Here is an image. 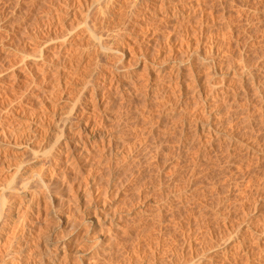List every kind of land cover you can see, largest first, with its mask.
<instances>
[{
	"label": "rangeland",
	"instance_id": "374dc122",
	"mask_svg": "<svg viewBox=\"0 0 264 264\" xmlns=\"http://www.w3.org/2000/svg\"><path fill=\"white\" fill-rule=\"evenodd\" d=\"M91 34L94 37L91 38ZM63 40L64 43L61 42ZM46 44L51 45L43 47ZM209 44L214 47H208ZM65 46L76 49L75 55L70 54ZM112 48L120 51H110ZM209 48H213L214 55ZM46 52L53 54L47 57ZM35 54L58 57V60H53L56 62L54 69L60 66L59 75L42 68ZM190 54L193 55L189 57ZM163 59L166 62H161ZM180 59L184 61L179 63ZM205 61H209V68ZM111 62H116L112 71L115 76L112 73L110 76ZM119 62L126 65L125 68L121 69L123 66ZM158 63H163L164 71L159 69ZM171 67L176 79L169 85L167 71ZM159 71L164 76L160 74L162 82L156 85L151 82L152 74ZM116 76L120 86L115 91L116 88L113 90L109 83H113ZM29 77L31 81L33 78L43 83V88L45 84L46 88L55 85L56 90L59 85L56 92L61 97L68 94L69 100L62 102L58 93L54 99L50 98V101L56 99L55 103H50L41 88H34V92L26 89L31 86ZM175 82L180 85V92ZM206 83L209 84L207 87ZM123 85L129 88L128 91ZM98 91L104 94L100 93L99 98L102 99L93 103L92 111L86 101L90 97L93 99L91 94ZM34 93L46 97L42 99L47 109L34 104L37 101ZM40 100L37 102L41 103ZM68 115L72 116L73 120L69 119L72 123L87 122L86 130L78 132L72 128L66 135L68 127L62 120ZM116 132L121 133L120 136ZM57 143L65 146L59 147ZM53 144L55 147L50 153ZM75 144L84 151V155L78 158L74 157L76 152L72 148ZM263 152L264 0H0V264H25L26 259L32 264H42L48 248L51 251L62 242L65 248L56 253L55 264H160L162 261L161 264H180L184 259L181 264L195 259L196 264H211L205 258L197 263L199 261L194 257L199 251L209 249L206 245L210 241L203 242L208 240L206 235L213 239L211 235L216 234L217 238L213 240L219 242H213L215 245L222 243V246L218 245L222 248L228 241L236 243V235H244L241 232L248 226L247 221L251 224L249 226H253L264 219L261 217H264V187L260 185L263 163L259 160ZM105 159L107 162H103ZM57 160L64 168L53 165ZM257 183L263 187L262 190ZM82 191L90 193L87 194L91 198L87 196L83 201L78 196ZM66 195L73 202L78 197L74 203L82 200L79 201L83 203L78 201L72 206L74 208L78 204L79 210L92 197L93 200L89 207L85 206L71 215V222L80 217L83 220H77L75 225L78 226L73 225L74 230L69 231L71 234L63 230L64 227L58 228L57 234L54 232L51 238L52 246L44 251L37 237L45 236L47 230L42 226H50L58 219L53 217L61 215L63 218L69 214L62 204L67 202L66 207L72 205H69ZM103 207L112 209L111 212L114 210L115 217L109 216L111 212L107 209L108 213L105 212ZM76 213L81 214L75 217ZM98 213H107L110 221L92 227V217ZM88 214L93 216L86 222ZM30 224H36V227L32 225L30 228ZM221 228L224 229L222 233ZM230 229L234 231L231 233ZM225 230L231 234H225ZM43 231L44 236L41 234ZM62 233L68 237L59 236ZM201 236L205 240L199 238ZM219 237L226 240L223 242ZM22 241L28 244L21 257L14 250ZM198 241L202 242L198 244ZM200 247L203 248L200 250ZM207 249L204 250L206 254ZM259 253L253 250L249 261H242L244 255L237 260L242 261L241 264H252L250 259L253 261L255 257L254 263H259L264 258L260 257L263 253ZM180 255L186 257L183 259ZM252 256L253 259L250 258ZM223 260L222 264L228 262ZM262 261L259 264H264V259Z\"/></svg>",
	"mask_w": 264,
	"mask_h": 264
},
{
	"label": "bare ground",
	"instance_id": "6f19581e",
	"mask_svg": "<svg viewBox=\"0 0 264 264\" xmlns=\"http://www.w3.org/2000/svg\"><path fill=\"white\" fill-rule=\"evenodd\" d=\"M158 4H159V3H158ZM74 16H75V15H74ZM79 16H80V15H79ZM174 25H175V24H174ZM74 26H76V25H74ZM77 27H78V26H77ZM174 27H175V26H174ZM74 28H75V27H74ZM71 29H72V28H71ZM69 30H70V29H69ZM69 30H68V31H69ZM95 31H96V30H95ZM81 32H82V31H81ZM71 33H72V32H71ZM86 33H87V32H86ZM79 34H80V33H79ZM94 34H95V33H94ZM75 35H76V34H75ZM75 35H74V36H75ZM77 35H78V34H77ZM77 35H76V36H77ZM89 35H90V34H89ZM91 35H92V34H91ZM115 35H116V34H115ZM74 36H73L72 39H74V38L76 37V36H75V37H74ZM80 36H81V35H80ZM65 37H66V36H65ZM65 37H64V38H65ZM92 37H94V35H92L91 38H92ZM61 39H63V37H62ZM77 39H78V38H77ZM208 39H209V38H208ZM74 40H75V39H74ZM46 41H47V40H46ZM48 41H49V39H48ZM50 41H53V40L50 39ZM54 41H55V40H54ZM98 41H100V38L98 39ZM61 42L64 43V40L61 41ZM66 42H67V41L65 40V43H66ZM77 42H78V41H77ZM93 42H94V41H93ZM117 42H118V41H117ZM43 43H44V42H43ZM43 43H42V44H43ZM51 43H52V42H51ZM73 43H74V42H73ZM81 43H82V42H81ZM91 43H92V42H91ZM101 43H102V42H101ZM101 43H99V44H101ZM210 43H212V42L210 41ZM30 44H31V43H30ZM42 44H41V45H42ZM66 44H68V43H66ZM66 44H65V45H66ZM95 44H96V43H95ZM95 44H94V45H95ZM212 44H213V43H212ZM48 45L50 46L51 44H48ZM48 45H47V44H46V45H43V47H44V46H47V48H48V47H49ZM54 45H55V44H54ZM59 45H60V44H59ZM72 45H73V44H72ZM72 45H71V47H72ZM77 45H78V44H77ZM77 45H76V46H77ZM102 45H103V44H102ZM102 45H100V46H102ZM107 45H108V44H107ZM189 45H190V44H189ZM209 45H210V46H209ZM209 45H208V47L213 46V45H211V44H209ZM61 46H62V44H61ZM61 46H57V47H58V48H61ZM69 46H70V45H69ZM95 46H96V45H95ZM200 46H201V45H200ZM53 47H55V46H53ZM53 47H51V48H53ZM57 47H56V48H57ZM66 47H67V46H65V48H66ZM71 47L66 48V49H68L69 53L73 55V54L76 52V49L73 50V49H72L73 47H72V48H71ZM102 47H103V46H102ZM108 47H109V46H108ZM116 47H117V46H116ZM188 47H189V46H187L186 48H188ZM197 47H198V46H197ZM208 47L206 48V50L208 49ZM213 47H214V46H213ZM62 48H63V46H62ZM65 48H64V49H65ZM97 48H98V47H97ZM103 48H105V47H103ZM106 48H107V47H106ZM106 48H105V49H106ZM118 48H120V47H118ZM118 48H117V49L115 48V50H114V48H112L113 50H110V51L118 52V51H120ZM184 48H185V47H184ZM16 49H17V48H16ZM42 49H43V48H42ZM44 49H45V48H44ZM107 49H108V48H107ZM109 49H111V48H109ZM191 49H192V48H191ZM209 49H210V48H209ZM212 49H213V48H211L210 50H212ZM37 50H38V49H37ZM40 50H41V49H40ZM52 50H53V49H52ZM62 50H63V49H62ZM96 50H97V49H96ZM125 50H126V49H125ZM163 50H164V49H163ZM184 50H185V49H184ZM188 50H189V49H188ZM195 50L197 51V49H195ZM200 50H201V49H200ZM34 51H35V48H34ZM41 51H42V50H41ZM43 51H44V50H43ZM48 51H49V50H48ZM48 51H47V52H48ZM66 51H67V50H66ZM66 51H65V52H66ZM71 51H72L73 53H72ZM74 51H75V52H74ZM77 51H78V50H77ZM121 51H123V48H122ZM196 51H195V52H196ZM47 52L45 53L47 57H48L49 54H53V53H54V51H53V53H52V52L47 53ZM205 52H206V51H205ZM212 52H213V50H212ZM20 53H21V52H20ZM41 53H42V52H41ZM66 53H67V52H66ZM69 53H67V54L70 55ZM103 53H104V51H103ZM124 53H125V52H124ZM192 53H194V52H192ZM207 53H208V52H207ZM209 53H210V52H209ZM101 54H102V53H101ZM113 54H114V57H115V54H116V53H113ZM211 54H212V53H211ZM211 54H210V55H211ZM28 55H29V54H28ZM35 55H36V56H35ZM35 55H34V56L36 57L37 62L42 63V68H45V69H49V70H51V71L53 72L52 74H54V75H57V74L59 73L58 67H60V66H57V67H56L57 70L54 69V68H55L54 66H56V65H55V64H56V62H55L56 60H55V59L58 60V57H57V58L53 57L54 60H55V61H54L53 58H51V56H50V58H51V59H50V58H47L44 54H43V55H39V54H38L39 56H37V54H35ZM56 55H57V54H56ZM74 55H75V54H74ZM102 55H103V54H102ZM117 55H118V54H117ZM191 55H193V54H190L189 57H191ZM212 55H214V52H213ZM20 56H21V55H20ZM32 56H33V55H32ZM53 56H55V53L53 54ZM105 56H106V55H105ZM118 56H119V55H118ZM168 56H169V55H168ZM174 56H175V55H174ZM195 56H196V55H195ZM199 56H200V55H199ZM29 57H30V56H29ZM103 57H104V55H103ZM111 57H113L112 54H111ZM170 57H171V56H170ZM180 57H181V56H180ZM184 57H185V56H184ZM192 57H193V56H192ZM202 57H203V56H202ZM210 57H211V56H210ZM105 58H106V57H105ZM115 58H118V57L116 56ZM166 58H167V57H166ZM178 58H179V57H178ZM197 58H198V57H197ZM197 58H196V59H197ZM199 58L201 59V56H200ZM199 58H198V59H199ZM28 59H29V58H28ZM108 59H109V58H108ZM111 59H112V58H111ZM164 59H165V57H164ZM164 59H163L161 62H166V61H167L166 59H165L166 61H165ZM169 59H170V58H169ZM196 59H195V61H196ZM198 59H197V61H199ZM203 59H204V58H203ZM208 59H209V58H208ZM211 59H212V57H211ZM29 60H30V59H29ZM181 60H182V59L179 60V63L184 61V60H182V61H181ZM209 60H210V59H209ZM111 61H112V60H111ZM115 61H117V59H115ZM171 61H172V60H171ZM175 61H176V60H175ZM177 61H178V60H177ZM168 62H169V61H168ZM199 62H201V61H199ZM115 63H116V62H111V64L108 63L109 66H110V69L112 68V69L110 70V76H111V73H112L114 67L116 66ZM172 63H174V64H172V65L175 66V62H172ZM203 63H204V62H203ZM205 63H208V64H207V66H206V64H204V66H206V67L209 68V66H210V65H209V64H210L209 61H208V62L205 61ZM57 64H58V63H57ZM108 64H107V67H108ZM119 64L121 65V62H119ZM158 64L160 65V68H159V67H158V68H159L160 70H163V67H164V66H161V64H163V63H161V64L158 63ZM170 64H171V63H170ZM159 65H158V66H159ZM172 65H170V66H172ZM201 65L203 66V64H201ZM208 65H209V66H208ZM34 66H35V65H34ZM121 66H123V67H121V69H122V68H125L126 65L123 64V65H121ZM146 66H147V65H146ZM167 66H168V65H167ZM176 66H177V68H179V65H176ZM204 66H203V67H204ZM35 67H36V66H35ZM128 67H129V66H128ZM165 67H166V66H165ZM197 67H198V66H197ZM115 68H116V67H115ZM118 68H119V67L117 66V70L120 69V68H119V69H118ZM168 68H169V67H168ZM127 69H128V68H127ZM179 69H180V68H179ZM201 69H202V68H201ZM210 69H211V68H210ZM107 70H108V69H107ZM117 70H116V71H117ZM143 70H144V69H143ZM166 70H167V69H166ZM168 70H169V69H168ZM174 70H175V69H174ZM208 70H209V69H208ZM211 70H212V69H211ZM116 71H115V72H116ZM146 71H147V69H146ZM146 71H145V74H147V75L149 76L148 72L146 73ZM163 71H164V70H163ZM175 71H176V70H175ZM181 71H182V70H181ZM205 71H207V70H205ZM209 71H210V70H209ZM115 72H114V73H115ZM121 72H122V71H121ZM121 72H120V73H121ZM159 72H160V71H159ZM159 72H157V73L155 72L156 75H155V74H152V75H153V81H151V82H153V84H156V85H157V84H159V83L162 82V81H160V80H161V78H162L164 75L161 74L162 72H160V73H159ZM167 72H168V74H167L168 81H167V82H168L169 85H170V84L172 85V84L174 83V81H175L174 79H176V78H174L176 75L174 74V71L172 70V67L170 68V71H167ZM212 72H213V71H212ZM35 73H36V72H35ZM152 73H153V72H152ZM210 73H211V72H210ZM32 74H33V73H32ZM124 74H125V73H124ZM124 74H123V75H124ZM143 74H144V73H143ZM150 74H151V73H150ZM160 74L162 75L161 78H160V76H161ZM163 74H164V72H163ZM208 74H209V73H208ZM58 75H59V74H58ZM69 75H70V73H69ZM112 75H114V74L112 73ZM115 75H116V73H115ZM115 75H114V76H115ZM118 75H120V74H118ZM154 75H155V76H154ZM46 76H47V75H46ZM110 76H109V77H110ZM177 76H179V75L177 74ZM68 77H69V76H68ZM109 77H108V78H109ZM30 78H31V77H29V81H31ZM48 78H50V77H47L46 79H48ZM54 78H55V77H54ZM58 78H59V76H58ZM58 78H55V79H56V82H58V80H57ZM112 78H113V77H112ZM143 78H144V77H143ZM146 78L148 79V77H146ZM177 78H179V77H177ZM207 78H208V77H207ZM41 79H42V77H41ZM41 79H40V80H41ZM46 79H45V81H46ZM50 79H51V78H50ZM52 79H53V78H52ZM65 79H66V77H65ZM70 79H71V78H70ZM110 79H111V78H110ZM114 79H115L114 82H113V83L111 82L112 85H111L110 83H109V85L113 87V88H112L113 90H114V88H116V89H115V91H116L117 88H119V86H120V80L118 79L117 76H116ZM162 79H163V78H162ZM165 79H166V72H165ZM165 79H164V80H165ZM26 80H28V78H27ZM48 80H49V79H48ZM112 80H113V79H111V81H112ZM193 80H194V79H193ZM204 80H205V79H204ZM210 80H211V79H209L208 81H210ZM38 81H39V80H36V79H33V78H32V81L30 82L31 86L29 85L30 88H29V87L26 88L27 86H26V87H23V86H22V88H26V89H28V90H31V92H32V91L34 92V88H35V90L41 88V89H42L41 92H42L45 96L47 95V98H46V97H45V98L48 99L50 103H52L51 101H53V102L56 101V99L50 101V98H51V99H54L55 94H58V93H59V92H58V93L56 92V90H57V88H58L59 85H58V84H57L58 86L56 85V86H57L56 90H55V87H53V86H55V85L51 86L50 83H49V85H50L51 87H47V88H46V84H45V83L47 82V81H46V82L44 83L45 86H44V88H43V85H42L43 83L41 84V82H38ZM53 81H54V79H53ZM108 81H109V80H108ZM145 81H147V80H145ZM148 81H150V80H148ZM179 81H180V80H179ZM208 81H207V82H208ZM27 82H28V81H27ZM65 82H66V80H65ZM81 82H82V81H81ZM130 82H133V81H130ZM165 82H166V81H165ZM180 82H181V81H180ZM192 82H193V81H192ZM194 82H195V81H194ZM54 83H55V82H54ZM68 83H71V82H68ZM101 83H102V82H101ZM128 83H129V81H128ZM176 83H177V82H175V85H176ZM185 83H186V82H185ZM187 83H189V82H187ZM209 83H210V82H209ZM212 83H213V81H212ZM212 83H210V84H212ZM26 84H29V83H26ZM26 84H25V85H26ZM66 84H67V83H66ZM66 84H65L64 87H66V86L68 85V84H67V85H66ZM79 84H80V83H79ZM125 84H126V83H125ZM163 84H164V82H163ZM165 84H166V83H165ZM165 84H164V85H165ZM182 84H183V83H182ZM190 84H191V82H190ZM196 84H198V82H197ZM207 84H208V83H206V85H205L206 87L209 85V84H208V85H207ZM41 85H42V87H41ZM99 85H100V84H99ZM126 85H127V84H126ZM126 85H123L122 87H124V86H126ZM128 85H129V84H128ZM131 85H132V84H131ZM175 85H174V87H175ZM37 86H38V87H37ZM39 86H40V87H39ZM60 86H61V85H60ZM92 86H93V85H92ZM158 86H159V85H158ZM160 86H161V85H160ZM176 86H177V85H176ZM178 86H180V85H178ZM178 86H177V87H178ZM185 86H186V85H185ZM185 86H184V87H185ZM210 86H211V85H210ZM210 86H209V88H210ZM213 86H214V84H213ZM213 86H211V89H214L215 86H214V87H213ZM62 87H63V86H62ZM62 87H61V90H62ZM69 87H70V86H69ZM101 87H102V86H101ZM127 87H129V86H127ZM130 87H131V86H130ZM156 87H157V86H156ZM156 87H155V88H156ZM177 87L175 88L176 90H177ZM212 87H213V88H212ZM83 88H84V87H83ZM125 88H126V87H124V89H125ZM164 88H165V87H164ZM164 88H163V89H164ZM172 88H173V87H172ZM181 88H183V87L181 86ZM189 88H190V87H189ZM192 88H193V87H192ZM196 88H197V87H196ZM59 89H60V88H59ZM63 89H64V88H63ZM67 89H68V87H67ZM67 89H66V90H67ZM126 89H127V88H126ZM128 89H129V88H128ZM128 89H127V91H128ZM173 89H174V88H173ZM185 89H187V88H185ZM207 89H208V88H207ZM211 89H210V91H211ZM22 90L24 91L25 89H22ZM39 90H40V89H39ZM39 90H38V91H39ZM69 90H70V89H69ZM82 90H84V89H82ZM105 90H106V89H105ZM118 90H119V89H118ZM158 90H160V89H158ZM195 90H196V89H195ZM26 91H27V90H26ZM38 91H37V92H38ZM62 91H63V90H62ZM64 91H65V90H64ZM64 91H63V92H64ZM70 91H74V89H71ZM70 91H69V92H70ZM125 91H126V90H125ZM127 91H126V92H127ZM161 91H162V89H161ZM163 91H165V90H163ZM177 91H178V92L181 91V90H180V87H178V90H177ZM177 91H176V93H177ZM183 91H184V90L182 89V92H183ZM196 91H197V90H196ZM200 91H201V90H200ZM35 92H36V91H35ZM65 92H66V91H65ZM69 92H68V93H69ZM84 92H85V91H84ZM84 92H83V93H84ZM190 92H191V91H190ZM66 93H67V92H66ZM81 93H82V92H81ZM83 93H82V94H83ZM100 93L102 94L103 92H100ZM100 93H99V91H98V92H96L95 94H94V93L91 94L92 96L94 95V96H93V97H94L93 99L90 97V98L87 100V98H86L87 101H86V100H85V101H86V103H87V106L90 107V109H91V108L93 109L92 106H93V103H94V102L96 103L98 100H101V99H102V98H99V96L101 95ZM173 93H174V92H173ZM185 93H186V92H185ZM250 93H251V92H250ZM34 94H35V93H34ZM36 94H37V93H36ZM36 94H35V95H36ZM43 94H42V95L38 94L39 96H38V95L35 96V97L37 98V99H36L37 101L41 99V100H40L41 103H39V102H37V101H36V102L34 101V104L37 103V105H38V104H39V105H40V104L43 105L42 107H40L41 105H40V106L38 105V106L40 107V109H41V108L43 109V107L45 106V102H44L45 100H43V99H45V98L42 97V96H44ZM62 94H64V93H62ZM103 94H104V93H103ZM144 94H146V93H144ZM253 94H255V93H253ZM30 95H31V94H30ZM32 95H33V93H32ZM64 95H66V94H64ZM67 95H68V94H67ZM67 95H66V96H67ZM83 95H84V94H83ZM83 95H82V96H83ZM88 95H89V94H88ZM91 95H90V96H91ZM108 95H109V94H108ZM126 95H127V93H126ZM179 95H180V94H179ZM182 95H183V94H182ZM37 96H38V97H37ZM56 96H58V95H56ZM66 96H62V97H61V95H60V93H59V97H60V99L62 100V102L67 101L66 99L69 98V95H68V97H66ZM82 96H80L81 99H82ZM180 96H181V95H180ZM65 97H66V98H65ZM175 97H176V96H175ZM182 97H183V96H182ZM33 98H34V97H33ZM33 98H31V99L33 100ZM42 98H43V99H42ZM80 98H79V99H80ZM57 99H59V98L57 97ZM81 99H80V100H81ZM106 99H107V98H106ZM29 100H30V99H29ZM34 100H35V98H34ZM48 100H47V101H48ZM68 100H69V99H68ZM76 100H77V99H76ZM82 101H83V100H82ZM85 101H84V102H85ZM182 101H183V100H182ZM32 102H33V101H32ZM73 102L75 103V101H73ZM99 102H100V101H99ZM47 103H48V102H47ZM54 103H55V102H54ZM64 103H65V102H64ZM78 103L80 104V101H79ZM97 103H98V102H97ZM56 104H58V103H56ZM75 104H76V103H75ZM84 104H85V103H84ZM46 105H47V104H46ZM49 105H50V107H52L51 104H49ZM62 105H63V104H62ZM85 105H86V104H85ZM96 105H97V104H96ZM96 105H95V106H96ZM38 106H37V107H38ZM73 106H75V105H73ZM79 106H80V105H79ZM81 106H82V105H81ZM87 106H86V107H87ZM48 107H49V106H48ZM57 107H58V106H57ZM97 107H98V106H97ZM102 107H103V106H102ZM143 107H144V106H143ZM44 108H46V106H45ZM52 108H53V107H52ZM54 108H55V107H54ZM73 108H74V107H73ZM81 108H82V107H81ZM105 108H106V107H105ZM46 109H47V108H46ZM50 109H51V108H50ZM55 109H56V108H55ZM83 109H84V108H83ZM90 109H89V110H90ZM92 109H91V110H92ZM101 109H102V108H101ZM52 110H54V109H52ZM96 110H98V109H96ZM96 110H95V112H96ZM47 111H49V110H47ZM54 111H55V110H54ZM92 111H93V110H92ZM50 113H53V111L50 110ZM91 113H92V112H91ZM39 114H40V113H39ZM54 114H55V112H54ZM92 114H93V113H92ZM42 116H43V115H42ZM70 116H71V115H68V118H65L64 120H62L63 123H64V126H65V127H68V128H66V130H65V131H66V135H67V132H68L70 129H72V128L77 129L78 132H80V131H85V130H86L85 128H86V124H87V122H86V123H83L82 121H76L75 123H72L71 120H69V119H72V120H73V118H70ZM211 116H213V115H211ZM71 117H72V116H71ZM41 118H42V117H41ZM47 118H48V117H47ZM208 118H209V117H208ZM212 118H213V117H212ZM67 119H68V120H67ZM86 119H87V118H86ZM60 120H61V119H60ZM174 120H175V119H174ZM86 121H87V120H86ZM38 122H39V121H38ZM60 122H61V121H60ZM203 123H204V122H203ZM205 123H206V122H205ZM60 124H61V126H62V123H60ZM109 124H110V123H109ZM111 124H113V123H111ZM206 124H207V123H206ZM204 125H205V124H204ZM109 126H110V125H109ZM209 126H210V125H209ZM209 126H208V127H209ZM114 127H115V126H114ZM116 127H117V126H116ZM116 127H115V128H116ZM200 127H201V126H200ZM202 127H203V125H202ZM202 127H201V128H202ZM58 128H59V127H58ZM60 128H61V127H60ZM117 128H118V127H117ZM198 128H199V127H198ZM206 128H207V125H206ZM209 128H210V127H209ZM211 128H212V126H211ZM211 128H210V129H211ZM111 129H112V128H111ZM215 129H216V127H215ZM215 129H214V130L212 129V130H213V131H216ZM217 129H218V128H217ZM113 131H114V130H113ZM207 131H209V129H208ZM213 131H212V132H213ZM218 131H219V130H218ZM223 131H224V130H223ZM56 132H57V131H56ZM60 132H61V131H60ZM216 132H217V131H216ZM85 133H87V132H85ZM112 133H113V132H112ZM116 133H117V132H116ZM116 133H115V135H116L115 137H117V134H119V136H120V134H121V133H117V134H116ZM204 133H205V131H204ZM207 133H208V132H207ZM58 134H59V133H58ZM58 134H57V135H58ZM62 134H63V133H61V135H62ZM78 134H79V133H78ZM113 134H114V133H113ZM219 134H221V133H219ZM219 134L217 133V135H219ZM63 135H64V134H63ZM63 135H62V136H63ZM111 135H112V134H111ZM224 135H225V134H224ZM71 136H72V135H71ZM194 136H195V135H194ZM65 137H66V136H65ZM65 137H64V138H65ZM68 137H69V136H68ZM94 137H95V136H94ZM96 137H97V136H96ZM98 137H99V136H98ZM98 137H97V138H98ZM107 137H108V136H107ZM107 137H106V138H107ZM211 137H214V136H211ZM215 137H216V135H215ZM228 137H229V135H228ZM72 138H73V137H72ZM109 138H111V137H109ZM67 139H68V138H67ZM112 139H113V137H112ZM226 139H227V138H226ZM229 139H231V138L229 137ZM232 139H234V138L232 137ZM101 140H103V139H101ZM107 140H108V139H107ZM116 140H117V139H116ZM65 141H67V140H65ZM65 141H64V142H65ZM104 141H105V140H104ZM108 141H110V140H108ZM117 141H118V140H117ZM229 141H230V140H228V142H229ZM97 142H98V141H97ZM101 142H103V141H101ZM113 142H114V141H113ZM232 142H233V141H232ZM234 142H235V141H234ZM242 142H243V141H242ZM253 142H254V141H253ZM62 143H63V142H62ZM68 143H69V142H66V144H68ZM105 143H106V142H105ZM107 143H109V142H107ZM114 143H115V142H114ZM120 143H121V142H120ZM239 143H240V142H239ZM245 143H246V142H245ZM254 143H256V142H254ZM57 144H58V143H57ZM101 144H102V143H101ZM117 144L119 145V141H118ZM249 144H250V142H249ZM53 145H54V144H53ZM55 145H56V143H55ZM55 145H54L53 147H50V151H49L50 153L52 152L51 148H54ZM79 145H80V144H79ZM105 145H106V144H105ZM105 145H104V146H105ZM118 145H116V146H118ZM237 145H238V144H237ZM259 145H260V144H259ZM56 146H57V145H56ZM58 146L60 147V146H65V145L59 143ZM101 146H103V144H102ZM108 146H109V145H108ZM108 146H107V147H108ZM116 146H114V147H116ZM119 146H121V145H119ZM233 146H235V145H233ZM238 146H239V145H238ZM247 146H248V145H247ZM261 146H262V144H261ZM110 147H111V146H109L108 148H110ZM241 147H242V146H241ZM250 147H251V146H250ZM262 147H263V146H262ZM57 148H58V147H56L55 149H53V153L56 152V149H57ZM72 148H73V150H75V152H76V153H74V157L82 156V154L84 153L83 148H82L81 146L78 147L77 144H75L74 146L72 145ZM101 148H105V147H101ZM238 148H239V147H238ZM241 149H242V148H241ZM260 149H261V148H260ZM63 150H64V149H63ZM105 150H106V149H105ZM103 151H104V150H103ZM103 151H102V152H103ZM106 151H108V150H106ZM109 151H110V150H109ZM252 152H253V151H252ZM261 152H262V149H261ZM53 153H52V154H53ZM100 153H101V150H100ZM104 153H105V152H104ZM111 154H112V152H111ZM252 154H253V153H252ZM48 155H49V154H48ZM48 155H47V156H48ZM56 155H57V154H56ZM83 155H84V154H83ZM100 155H101V154H100ZM100 155H99V156H100ZM108 155H109V154H108ZM54 156H55V155H54ZM101 156H102V155H101ZM260 156H261V157H260L261 159H259V160L262 161V163H263V164H262V168H263V169L261 170V171H262V175H260V176H261V179H260L261 183H260V185H262V186L264 187V152H263ZM74 157H73V158H74ZM102 157H103V156H102ZM106 157L109 158L110 156L108 157V156L105 155V158H106ZM255 157H256V156H255ZM61 158H62V157H61ZM73 158H70V159H73ZM77 158H78V157H77ZM99 158H101V157H99ZM107 158H106V159H107ZM258 158H259V157H258ZM46 159H47V158H46ZM53 159H54V158H53ZM57 159H58V158H57ZM75 159H76V158H75ZM106 159H105L104 161H103V160H102V161L105 162ZM109 159H110V158H109ZM255 159H256V158H255ZM84 160H85V159H84ZM97 160H98V159H97ZM257 160H258V159H257ZM82 161H83V160H82ZM85 161H86V160H85ZM60 162H61V161H60ZM77 162H78V161H77ZM98 162H99V161H98ZM98 162H97V163H98ZM103 162H102V163H103ZM106 162H107V161H106ZM74 163H76V162H74ZM259 163H260V162H259ZM50 164H51V163H50ZM54 164H55L56 166H59V167H61V168H64V165H61V166H60L61 163H59L58 160L56 161V163L54 162L53 165H54ZM99 164H100V162H99ZM97 165H98V164H97ZM260 165H261V164H260ZM59 167H58V168H59ZM65 168H66V167H65ZM98 169H99V168H98ZM90 170H91V169H90ZM116 170H117V169H116ZM261 171H260V172H261ZM31 172H32V171H31ZM39 173H40V171H39ZM95 173H96V172H95ZM257 173H258V172H257ZM92 174H93V173H92ZM109 174H110V173H109ZM109 174H108V175H109ZM41 175H42V174H41ZM93 175H94V174H93ZM95 175H96V174H95ZM44 178H45V177H44ZM51 178H52V177H51ZM98 178H99V177H98ZM113 178H114V177H113ZM23 179H24V178H23ZM93 179H95V178H93ZM111 179H112V178H111ZM115 179H116V178H115ZM21 180H22V179H21ZM26 180H27V179H26ZM56 180H57V179H56ZM91 180H92V179H91ZM91 180H89V181H91ZM106 180H107V179H106ZM22 181H24V180H22ZM22 181H21V182H22ZM49 181H50V180H49ZM89 181H88V183L90 184ZM256 181H257V180H256ZM256 181H255V182H256ZM34 182H35V181H34ZM18 183H19V182H18ZM35 183H36V182H35ZM96 183H97V182H96ZM36 184H37V183H36ZM85 184H86V183H85ZM92 184H93V183H92ZM112 184H113V183H112ZM33 185H34V184H33ZM79 185H80V184H79ZM114 185H115V184H114ZM116 185H117V184H116ZM257 185H258V187H260V189L262 190L263 187L261 188V186H260L258 183H257ZM1 186H2V185H1ZM3 186H4V185H3ZM16 186H17V185H16ZM85 186H87V184H86ZM94 186H95V185H94ZM99 186H100V185H99ZM17 187H18V186H17ZM17 187H16L15 189H17ZM38 187H40L39 184H38ZM68 187H69V185H68ZM90 187H91V186H90ZM90 187H89V188H90ZM114 187H115V186H114ZM27 188H28V187H27ZM47 188H48V187H47ZM69 188H70V187H69ZM107 188H108V187H107ZM18 189H19V188H18ZM18 189H17V191H18ZM35 189H36V188H35ZM39 189H40V188H39ZM49 189H50V188H49ZM111 189H112V188H111ZM111 189H110V190H111ZM258 189H259V188H258ZM260 189H259V190H260ZM263 189H264V188H263ZM47 190H48V189H47ZM66 190H67V189H66ZM69 190H70V189H69ZM110 190H109V192L111 193ZM261 190H260L259 192H261ZM27 191H28V190H27ZM61 191H62V190H61ZM67 191H68V190H67ZM78 191H79V190H78ZM88 191H89V190H88ZM92 191H93V190H92ZM104 191H105V190H104ZM262 191H264V190H262ZM29 192H30V191H29ZM31 192H32V191H31ZM40 192H41V191H40ZM54 192H55V191H54ZM90 192H91V191H90ZM36 193L38 194V192H36ZM58 193H59V192H58ZM87 193H88V192H83V191H82V193L80 192L81 195H78V196H79L80 198H82V200H83V198H84V200H86L85 197L87 198L88 194H90V193H88V194H87ZM100 193H101V192H100ZM104 193H105V192H104ZM104 193H103V194H104ZM261 193H262V192H261ZM10 194H11V192H10ZM34 194H35V193H33V197L35 196ZM41 194H42V193H41ZM44 194H46V193H44ZM263 195H264V194H263ZM8 196H9V195H8ZM36 196H37V195H36ZM62 196H63V195H62ZM66 196L68 197V195H66ZM75 196H76V195H75ZM89 196H91V195H89ZM89 196H88V197H89ZM100 196H101V194H100ZM103 196H105V195H102L101 197H103ZM108 196H109V194H108ZM113 196H114V195H113ZM6 197H7V196H6ZM72 197H73V196H72ZM258 197H259V196H258ZM13 198H14V197H13ZM35 198H36V197H35ZM52 198H54V197H52ZM60 198H62V197H60ZM63 198H65V197H63ZM68 198H69V197H68ZM76 198L78 199V197H76ZM89 198H91V197H89ZM98 198H99V197H98ZM106 198H107V196H106ZM27 199H28V198H27ZM48 199H49V198H48ZM55 199H56V198H55ZM65 199H66V201H67V198H65ZM77 199H76V200H77ZM96 199H97V198H95V200H96ZM108 199H109V197H108ZM108 199H106V201H107ZM260 199H261V198H259V200H260ZM263 199H264V198H263ZM6 200H7V199H6ZM16 200H17V199H16ZM36 200H37V199H36ZM76 200H75V201H76ZM79 200H81V199H79ZM79 200H78V201H79ZM82 200H81V201H82ZM84 200H83V201H84ZM88 200H89V199H87V202H88ZM91 200H93V197H92V199L89 200V202H90ZM97 200H98V199H97ZM99 200H100V199H99ZM103 200H104V199H103ZM46 201H47V199H46ZM59 201H60V200H58L57 203H58ZM61 201L63 202L64 200H61ZM75 201H74V202H75ZM78 201H77V202H78ZM81 201H79V202H80V203H83V202H81ZM101 201H102V200H101ZM101 201H100V202H101ZM108 201H110V199H109ZM20 202H21V201H20ZM68 202H69V205L72 204L71 207H69L68 205H67V207H66V204H68L67 202H66V203L64 202L65 204H64V203H62V204L65 205V208H67V211H68V212H66V214L69 213V214H67V216H69V217H67V216H66V217L63 216V218H62L61 215L59 214L60 216H55V217H53L54 219H55V218H58V219H57L55 222H52V223L50 222V223H51L50 226H49V225H47L46 227H44L45 225L42 226V227L45 228L47 231H46L45 236H44V231L41 233V234H43L44 237H41V238H38V237H37V239H38L37 242H39V245H41V246L43 247L44 251L47 250L48 247L52 246L53 243H51V240H52L51 238H52L54 232L56 233V230H57L58 228H60V227H61V228L64 227L63 230L65 229V231H66L67 233L71 234L72 229L74 230V226H76L75 224L78 223L77 220L81 218V217H80V218H78V219H76V218L73 219L72 222H73L74 224H72L71 220H72L73 217L71 218V220H70V217H71V215H73V213H74L76 210H79V209H78L79 206H78V204H77V205L73 208V207H72L73 204L75 205L77 202L74 203V202L72 201L71 198H69V201H68ZM70 202H71V203H70ZM89 202H88L87 205H85V204H80V205L88 206V205H89ZM45 203H46V202H45ZM104 203H105V202H104ZM7 204H8V203H7ZM27 204H28V203H27ZM38 204H39V203H38ZM41 204H42V203H41ZM59 204H60V203H58V205H59ZM100 204H101V203H100ZM260 204H261V203H260ZM262 204H263V203H262ZM12 205H13V204H12ZM29 205H30V204H29ZM58 205H57V207H58ZM101 205H102V204H101ZM108 205H109V204H108ZM26 206H27V205H26ZM35 206H37V210H38V208H39L38 205L36 204ZM85 206H84L83 208H85ZM92 206H93V205H92ZM97 206H98V204H97ZM102 206H103V205H102ZM110 206H111V205H110ZM260 206H261V205H260ZM263 206H264V205H263ZM263 206H261V207H263ZM1 207H2V205H1ZM53 207H54V206H53ZM60 207H61V204H60ZM88 207H89V206H88ZM98 207H99V206H98ZM29 208H30V207H29ZM32 208H33V207H32ZM35 208H36V207H35ZM49 208H50V207H49ZM62 208H64V207H62ZM80 208H81V207H80ZM83 208L80 209V210H83ZM90 208H92V207H90ZM99 208H100V207H99ZM99 208H97V209H99ZM103 208H104V207H103ZM111 208H112V207H111ZM86 209L88 210L89 208H86ZM92 209H93V208H92ZM104 209H105V212H107V213H108V211L112 210V209L108 210L106 207H105ZM106 209H107L108 211H106ZM58 210H59V209H58ZM60 210H62V209H60ZM80 210H79V211H80ZM93 210H94V209H93ZM101 210H102V209H101ZM124 210H125V209H124ZM7 211H8V210H7ZM24 211H25V210H24ZM39 211H40V210H39ZM44 211H45V210H44ZM50 211H51V210H50ZM62 211H63V210H62ZM62 211H60V212H62ZM96 211H97V210H96ZM99 211H100V209H99ZM113 211H114V210H113ZM113 211H112V212H113ZM41 212H42V211H41ZM55 212H56V210H55ZM77 212H78V211H77ZM84 212H85V211H84ZM97 212H98V211H97ZM100 212H101V211H100ZM110 212H111V211H110ZM112 212L109 214V216H110L111 214H112V216H114V215H113L114 212H113V213H112ZM21 213H22V212H21ZM50 213H51V212H50ZM82 213H83V212H82ZM85 213H86V212H85ZM87 213H88V212H87ZM91 213H92V212H91ZM102 213H103V212H102ZM107 213H104V214L98 213V214H96L94 217H92V222H93L92 227H97V226H99V224H101L102 222H103V224H104V222H105L106 220L108 221V220H109V219H108L109 216H108ZM54 214H55V213H54ZM80 214H81V213H80ZM80 214H79V215H80ZM83 214H84V213H83ZM3 215H4V214H3ZM5 215H6V214H5ZM15 215H16V214H15ZM23 215H24V214H23ZM45 215H46V214H45ZM55 215H56V214H55ZM79 215H78V213H76L75 217H76V216H79ZM73 216H74V215H73ZM91 216H93V214H92ZM91 216H89V214H88V216H86L87 218H85V221H86V219H88V217H91ZM18 217H19V216H18ZM20 217H21V216H20ZM64 217H65V218H64ZM114 217H115V216H114ZM261 217L264 218L263 216H261ZM261 217H260V218H261ZM3 218H4V217H3ZM8 218H9V217H8ZM82 218H83V217H82ZM110 218H112V217H110ZM42 219H44V218H42ZM90 219H91V218H90ZM114 219H115V218H114ZM22 220H23V219H22ZM25 220H26V219H25ZM74 220H75V222H74ZM80 220H81V219H80ZM80 220H79V222H80ZM88 220H89V219H88ZM260 220H262V219H260ZM260 220H259V221H260ZM23 221H24V220H23ZM53 221H54V220H53ZM57 221H58V223H56ZM61 221H62V222H61ZM81 221H83V220H81ZM89 221H90V220H89ZM109 221H110V220H109ZM259 221H258V222H259ZM6 222H7V221H6ZM24 222H25V221H24ZM40 222H41V221H40ZM40 222H39V227H36V224L38 225V223H36L35 225H34V224H32V225H34V226H35L36 228H38V230H39V228H40ZM76 222H77V223H76ZM86 222H87V221H86ZM86 222H85V223H86ZM113 222H114V221H113ZM247 222L250 224L249 221H247ZM258 222H257V223H258ZM21 223H23V222H21ZM47 223H48V222H47ZM61 223H62V224H61ZM85 223H84V224H85ZM105 223H106V222H105ZM108 223H109V222H108ZM259 223H260V222H259ZM87 224H90V225H91V223H87ZM249 224H248V226L243 230V233L241 232L242 230L240 231L241 234H244V235H242V236H240V235H236L237 237L240 236V238H238L239 240L236 239L237 237L234 235V236L236 237V238H235V240H236L235 242H236V243H232V242L228 241V242L226 243V245L223 246L222 248H218V247L223 245L221 242L223 241V239H224L226 236H225L223 239L219 237L220 240L222 239V241L220 242L222 245H221V244H220V245H219V244H216V245H215V243H214L213 241L216 242V240H213V239H216V238H217V237H215L216 234L211 235V232H209L210 235H211V236H214L215 238H214V237H213V239H211L212 237H211V238H207V235H206L205 238L208 239V240L203 241V242L206 243L207 241H210V242L208 243V246L206 245V247H209V249L205 248V249L208 250L207 254H206V251L204 252L205 249L201 251L202 253H201L199 250H197V249L195 250V249H194L195 251H199V253H197V256H196V255L194 256V255L192 254L195 258L197 257V261H199V262H197V263H200L201 261H204L203 259L205 258V260L208 261V262L211 263V264H212V263L215 264V262L218 263V262L221 261V260H222L223 263H224L225 260H223V259H226V261L228 260L229 263L226 262V263H228V264H230V262H232V264H234V263H235V264H236V263L239 264L240 262H239L238 260L241 259V258L239 259V257L244 255V256H245V259H243L242 261H244V260H246V259L249 261V256H250V254L253 252V250H256V252L259 251V252H260L259 254L263 253V254H261L260 257L264 256V219H263V220L261 221V223L258 224V225L255 223L256 225L254 224L253 226H249ZM252 224H253V223H252ZM28 225H29V224H28ZM32 225L30 224V228L32 227ZM41 225H42V224H41ZM73 225H74V226H73ZM85 225H86V224H85ZM107 225H108V224H107ZM250 225H251V224H250ZM34 226H33V227H34ZM48 226H49V227H48ZM77 226H78V225H77ZM77 226H76V227H77ZM112 226H113V225H112ZM245 226H246V225H245ZM245 226H244V227H245ZM42 227H41V229H40V232L42 231ZM47 227H48V228H47ZM72 227H73V228H72ZM76 227H75V228H76ZM92 227H91V228H92ZM101 227H102V225H101ZM24 228H25V227H24ZM26 228H28V226H26ZM87 228H89V227L87 226ZM222 228H223V227H222ZM222 228H221V233L223 232L222 230H224V229H222ZM224 228H225V227H224ZM227 228H228V227H227ZM235 228H236V227H235ZM241 228H242V227H241ZM76 229H77V228H76ZM95 229L97 230V232H99V230H98L97 228H94V230H95ZM99 229H100V228H99ZM103 229H104V228H103ZM228 229H229V228H228ZM242 229H243V228H242ZM21 230H23V229H21ZM25 230H26V229H25ZM29 230H30V229H29ZM29 230H28V231H29ZM35 230H36V229H35ZM67 230H68V231H67ZM83 230H84V229H83ZM86 230H87V229H86ZM101 230H102V228H101ZM230 230H231V231H230L231 233H232V231H234V230H232V229H230ZM239 230H240V229H239ZM23 231H24V230H23ZM23 231H22V233H23ZM26 231H27V230H26ZM60 231H61V230H60ZM69 231H71V232H69ZM102 231H103V230H102ZM104 231H105V230H104ZM57 232H58V233H61L62 231H61V232L57 231ZM84 232H85V231H84ZM93 232H94V231H93ZM224 232H225V234H226V232H229V231H226V230H225ZM230 232H229V233H230ZM238 232H239V231H237V233H238ZM110 233H111V232H110ZM209 233H208V234H209ZM231 233H230V234H231ZM26 234H27V233H26ZM41 234H40V235H41ZM56 234H57V233H56ZM96 234L98 235V233H96ZM103 234H104V233H103ZM106 234H107V233H106ZM219 234H220V233H217V235H219ZM227 234H228V233H227ZM230 234H229V235H230ZM20 235H22V234H20ZM58 235H59V234H58ZM65 235L67 236V234H63V233H62V234H60L59 236L65 237ZM81 235H82V234H81ZM94 235H95V234H94ZM94 235H93V236H94ZM200 235H201V234H200ZM200 235H199V236H200ZM210 235H208V236H210ZM221 235H222V234H221ZM223 235H224V234H223ZM28 236H30V235L28 234ZM55 236H56V235H55ZM79 236H80V235H79ZM95 236H96V235H95ZM95 236H94V237H95ZM100 236H101V234H100ZM100 236H99V237H100ZM104 236H105V235H104ZM115 236H116V235H115ZM115 236H114V237H115ZM203 236H204V233H203ZM203 236H201V237H199V238L202 239ZM219 236H220V235H219ZM234 236H233L232 238H234ZM67 237H68V236H67ZM102 237H103V235H102ZM222 237H223V236H222ZM227 237H228V236H227ZM227 237H226V239H227ZM22 238H23V237H22ZM35 238H36V237H35ZM56 238H57V237H56ZM86 238H87V237H86ZM108 238H109V236H108ZM203 238H204V237H203ZM205 238H204V240H205ZM18 239H19V238H18ZM27 239H28V238H27ZM27 239H26V240H27ZM53 239H55V237H54ZM62 239H63V238H62ZM64 239H65V238H64ZM92 239H93V238H92ZM97 239H98V238H97ZM105 239H106V238H105ZM197 239H198V237H197ZM201 239H198V240H201ZM210 239H211V240H210ZM226 239H224V240H226ZM8 240H9V239H8ZM11 240H12V239H11ZM58 240H60V239H58ZM68 240H69V239H68ZM88 240H90V239H88ZM93 240H94V239H93ZM98 240H99V239H98ZM101 240H102V239H101ZM112 240H113V239H112ZM202 240H203V239H202ZM232 240H233V239H232ZM237 240H238V242H237ZM4 241H5V240H4ZM9 241H10V240H9ZM102 241H103V240H102ZM211 241L214 243V245H213V243H211ZM196 242H197V241H196ZM201 242H202V241H201ZM201 242L198 241V244H200ZM218 242H219V241H217L216 243H218ZM223 242H224V241H223ZM7 243H8V242H7ZM17 243H19V242H17ZM56 243H57V242H56ZM62 243H63V244H62ZM62 243H61L60 245H56L55 248H51V251H48V250H49V248H48V250H47V252H46V254H45V255H46V256H45L46 259L44 258L45 262L43 261V262H44V263H43V262L41 261L42 264H55L56 258L58 257V256L56 257V253H57L58 251H60V252L63 251V249L65 248L64 242H62ZM205 243H202V244H204V245H202V246H205ZM26 244H28V243L22 241V242H20L19 246L17 245V246H18V248L16 247L17 250H14V251H16V252L18 253V254L16 253V255H18V256H19V255H20V256L22 255L21 252H24V251H25V250H24V247L27 248ZM65 244H67V243L65 242ZM68 244H69V243H68ZM106 244H107V243H106ZM211 244H212L213 246H210ZM10 245H11V244H10ZM35 245H36V244H35ZM104 245H105V244H104ZM218 245H219V246H218ZM5 246H6V245H5ZM8 246H9V245H8ZM92 246H93V245H92ZM37 247H38V245H37ZM94 247H95V246H94ZM110 247H111V246H110ZM196 247L198 248V245H197V244H196ZM16 248H14V249H16ZM40 248H41V247H40ZM111 248H112V247H111ZM111 248H110V249H111ZM189 248H190V247H189ZM202 248H203V247H202ZM202 248L200 247V250H201ZM10 249H11V248H10ZM12 249H13V248H12ZM52 249H53V251H52ZM96 249H97V248H96ZM198 249H199V248H198ZM3 250H4V249H3ZM114 251H115V250H114ZM251 251H252V252H251ZM0 252H1V251H0ZM64 252H66V251H64ZM189 252H191V251H189ZM189 252H188V253H189ZM4 253H5V252H4ZM11 253H13V252H11ZM14 253H15V252H14ZM185 253H186V252H185ZM191 253H192V252H191ZM57 254H59V253H57ZM63 254H64V253H63ZM179 254H180V253H179ZM183 254H184V253H183ZM189 254H190V253H189ZM254 254H255V251H254ZM254 254H253V255H254ZM8 255H10V253H9ZM12 255H13V254H12ZM14 255H15V254H14ZM14 255H13V256H14ZM108 255H109V254H108ZM112 255H113V254H112ZM175 255H176V254H175ZM186 255H187V254H186ZM251 255H252V254H251ZM255 255H256V254H255ZM130 256H131V255H130ZM172 256H173V255H172ZM180 256H181V255H180ZM187 256H188V255H187ZM244 256H243V257H244ZM10 257H11V256H10ZM21 257H22V256H21ZM59 257L61 258V256H59ZM62 257H63V255H62ZM176 257H177V256H176ZM183 257L185 258L186 256H185V255L181 256V258H183ZM219 257H221L222 259H221V260H220V259L218 260ZM253 257H254V256H252V257H250V258L253 259ZM258 257H259V256H258ZM258 257H257V258H258ZM18 258H19V257H18ZM67 258H68V256H67ZM168 258H169V257H168ZM184 258H183V259H184ZM189 258H191V257H189ZM6 259H7V258H6ZM10 259H11V258H10ZM13 259H15V258H13ZM16 259H17V258H16ZM100 259H101V258H100ZM104 259H105V258H104ZM163 259H164V258H163ZM176 259H177V258H176ZM176 259H174V260H176ZM187 259H188V258H187ZM191 259H193V258H191ZM191 259H190V260H191ZM237 259H238V260H237ZM261 259L263 260L264 258H261ZM22 260H23V259H22ZM58 260H59V259H58ZM184 260H185V259H184ZM184 260H181V261L183 262ZM216 260H217V261H216ZM234 260H237L239 263H238V262H234ZM247 260H246V261H247ZM254 260H255V257H254L253 261H251V259H250V262L253 264V263H254ZM259 260H260V259H259ZM262 260H261L259 263H262V262H263ZM0 261H1V260H0ZM9 261H10V260H9ZM11 261H13V260H11ZM16 261H18V259H17ZM16 261H15V262H16ZM61 261H64V260H61ZM68 261H69V260H68ZM177 261H178V260H177ZM177 261H175V262H177ZM179 261H180V260H179ZM186 261H187V264H194V263L196 264V262H195L196 259H195V261L190 262V263H188L189 260H186ZM222 261L219 262V264H222ZM242 261H241V263H242ZM21 262H22V261H21ZM23 262H24V261H23ZM34 262H35V261H34ZM83 262H84V261H83ZM162 262H163V261H162ZM162 262H161V263H162ZM170 262H171V261H170ZM172 262H173V261H172ZM182 262H181V263H182ZM233 262H234V263H233ZM244 262H245V261H244ZM11 263H12V262H11ZM29 263L32 264V262H30L29 259H26L25 264H29ZM62 263H63V262H62ZM81 263H82V262H81ZM111 263H112V262H111ZM119 263H120V262H119ZM119 263H118V264H119ZM124 263H125V262H124ZM159 263H160V260H159ZM161 263H160V264H161ZM168 263H169V262H168ZM181 263H180V264H181ZM226 263H225V264H226ZM241 263H240V264H241ZM247 263H248V262H247ZM247 263H246V264H247ZM255 263H256V264H259V263H257V261H256ZM255 263H254V264H255ZM9 264H10V263H9ZM17 264H20V263H17ZM23 264H24V263H23ZM33 264H34V263H33ZM36 264H38V263L36 262ZM63 264H64V263H63ZM84 264H85V263H84ZM86 264H87V263H86ZM97 264H98V263H97ZM121 264H122V263H121ZM126 264H127V263H126ZM155 264H156V263H155ZM164 264H166V263L164 262ZM184 264H186V262H184ZM243 264H244V263H243Z\"/></svg>",
	"mask_w": 264,
	"mask_h": 264
}]
</instances>
